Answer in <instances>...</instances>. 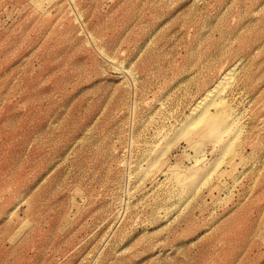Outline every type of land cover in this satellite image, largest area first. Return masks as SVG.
I'll return each mask as SVG.
<instances>
[{
    "label": "rangeland",
    "instance_id": "1",
    "mask_svg": "<svg viewBox=\"0 0 264 264\" xmlns=\"http://www.w3.org/2000/svg\"><path fill=\"white\" fill-rule=\"evenodd\" d=\"M0 264H264V0H0Z\"/></svg>",
    "mask_w": 264,
    "mask_h": 264
},
{
    "label": "bare ground",
    "instance_id": "2",
    "mask_svg": "<svg viewBox=\"0 0 264 264\" xmlns=\"http://www.w3.org/2000/svg\"><path fill=\"white\" fill-rule=\"evenodd\" d=\"M221 82H222V80H221ZM220 83V82H219ZM218 84V83H217ZM222 84V83H221ZM224 85V84H223ZM221 86V85H220ZM219 87V86H218ZM217 86L216 87H214V89L216 88H218ZM213 89V91L215 92V90ZM221 89V88H220ZM218 90V91H217ZM216 91V93L218 94L219 93V88L217 89ZM212 92V90H210V91H208L207 93H206V97L210 94V95H212V94H214V93H211ZM204 96V97H205ZM213 96V95H212ZM217 97V95L215 94L213 97ZM205 97V98H206ZM209 98V97H208ZM218 99H215V100H217V101H212L213 102V104H215V103H217V105L218 104H220V105H222L223 107H224V109H225V106H226V102L224 103V100H223V98L222 97H217ZM210 100H212V99H210ZM206 101V100H205ZM208 101V100H207ZM211 102V101H210ZM211 102V103H212ZM199 103V102H198ZM209 104V103H208ZM198 107H199V105L198 104H196ZM195 105V106H196ZM205 105V104H204ZM217 105H215V106H217ZM195 106H194V108H195ZM196 106V108L198 109V107ZM208 106V105H207ZM210 106V105H209ZM208 106V107H209ZM201 107H202V105H201ZM222 107V108H223ZM193 108V109H194ZM217 108V107H216ZM228 108V107H227ZM214 109H215V107H214ZM196 109H194V110H192V111H195ZM230 110V109H229ZM197 111V113L195 114V115H192V117L188 120V122H186L187 124V126L185 127V131L187 132V131H189V132H198L199 133V135L201 136V137H207V138H213V139H217V138H219L220 137V133L221 132H223L224 130H226V128H227V124L225 123V121L227 120V118H229L228 117V113H227V110L225 109L224 110V115L222 116V115H220L221 113H218V111H217V115L214 113V115L215 116H217V117H215V119H214V116H213V119L211 120V118H212V116L210 117V121L208 120L207 121V117H209L208 116V108H206V107H202L201 109H199V110H196ZM223 111V110H222ZM231 111V110H230ZM210 113V112H209ZM194 114V113H193ZM211 114V113H210ZM213 114V113H212ZM230 114V113H229ZM226 115V116H225ZM217 118H222L223 119V121H222V119H221V121L222 122H220L219 121V119H217ZM217 120L219 121V123H221L220 124V126L217 124L218 122H217ZM217 122V123H216ZM190 125H189V124ZM193 147H197V145L194 143V145H193ZM198 149H199V147H197ZM197 148H195V149H197ZM197 149V150H198Z\"/></svg>",
    "mask_w": 264,
    "mask_h": 264
}]
</instances>
